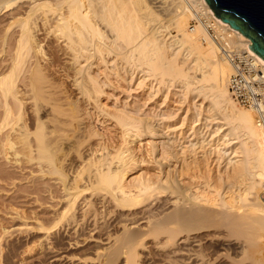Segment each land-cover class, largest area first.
Returning a JSON list of instances; mask_svg holds the SVG:
<instances>
[{"label":"bare ground","instance_id":"obj_1","mask_svg":"<svg viewBox=\"0 0 264 264\" xmlns=\"http://www.w3.org/2000/svg\"><path fill=\"white\" fill-rule=\"evenodd\" d=\"M14 24L18 30L9 34ZM0 28V132L9 129L0 146L9 145L5 149L10 151L17 145L8 126L14 119L22 121L28 87L38 98L30 101L35 117L51 106L45 119L34 120L31 132L20 120L14 123L24 130L12 128L25 139L22 148L29 154L26 160L37 161L36 172L56 177L57 187H45L50 200L58 199L57 208L51 207L54 227L48 221V228L40 225L37 214L34 220L53 250L51 261L142 264L139 249L152 239L160 252L170 251L159 264H181L182 256L187 264H264V126H258L254 110L232 100L228 81L233 69L225 54L249 52L264 69L249 39L214 16L205 0H0ZM41 32L60 41L59 51L69 63L64 75L78 88L73 102L66 93L51 98L54 83L52 92L43 94L46 87L41 93L49 66L43 63ZM31 60L32 66L23 70ZM120 80L127 85L139 80L135 89L123 91L126 100L132 99L128 93L145 87L144 81L151 82L139 91H149L141 107L134 99L116 105V94L105 93L114 92ZM175 83L180 84L181 104L192 99L199 104H185V115L174 122L180 108H164ZM162 90L167 93L160 110L149 109ZM102 96L116 100L107 106ZM62 102L71 106L70 114ZM88 107L112 121L113 134L94 126ZM207 122L213 128L204 138ZM183 127L192 133L186 137ZM54 228L58 239L52 237ZM80 230L87 236L68 247L90 242L93 258L54 249V238L61 242L62 236Z\"/></svg>","mask_w":264,"mask_h":264},{"label":"rangeland","instance_id":"obj_2","mask_svg":"<svg viewBox=\"0 0 264 264\" xmlns=\"http://www.w3.org/2000/svg\"><path fill=\"white\" fill-rule=\"evenodd\" d=\"M8 21H6L5 23H7ZM4 23V24H5ZM17 25L18 24H14V26H12L11 28H10V30H9V34L10 33H15L17 30H18V27H17ZM190 26H193L194 25V22H190V24H189ZM15 27V28H14ZM17 28V29H16ZM2 33V28H0V35H2L1 34ZM45 34V35H44ZM39 36H38V39H40V42L42 43V45L44 46V49H45V52H46V57H47V59H46V57H44L45 58V60L46 61H44L43 63H47V65L49 64V66L46 68V70H44L43 72H47V73H45L46 74V78L43 80L44 81V83L45 82H48V86L47 85H44V83L43 82H41L42 84H41V89H42V91H41V93L43 92V90H44V88H48V90L50 89V87H52V85L51 84H53V86L54 87H52V88H56L55 90L54 89H52L51 88V90L53 91V93L52 94H55L54 96H51V98H58V97H56V96H59V98L60 97H64L65 96V94L64 93H66V95H70L71 96V99H70V101L69 100H67V103H68V101H69V103L72 101L73 102V100H74V98H76L74 95H76L77 93L76 92H78V88H75L73 85H71V84H73L72 82V79H71V76H70V73L73 71L70 67H69V65H67V72L69 73V78L67 77V76H65L64 74V69L66 68V66H65V68H64V64L65 63H67V64H69L68 62H67V60L61 55V52L59 51V48H60V41H58L57 42V38L55 39V37L54 36H52V37H54V38H52L51 37V35L50 34H48L47 36H46V33H39L38 34ZM172 35H175V33L174 32H172ZM1 37V36H0ZM40 37V38H39ZM46 38V39H45ZM45 39V40H44ZM43 41V42H42ZM40 43V44H41ZM44 44H46V45H44ZM46 46V47H45ZM56 51V52H55ZM60 52V53H59ZM2 57L4 58V54H1V56H0V60L2 59ZM50 60V61H49ZM32 60L31 61H29V62H26V64H24L23 66H24V68H22L23 70L27 67L28 68V65L30 66L32 63ZM63 65V66H62ZM66 65V64H65ZM32 66V65H31ZM61 67V68H60ZM22 70V71H23ZM53 70V71H52ZM61 70V71H60ZM70 71V72H69ZM73 73V72H72ZM44 74V75H45ZM62 74V75H61ZM20 75H21V73H20ZM19 75V76H20ZM24 75H26L25 73H24ZM140 76V75H139ZM44 77V76H43ZM67 77V78H66ZM134 77V79H136V75H134L133 76ZM54 78V79H53ZM64 78V79H63ZM125 78H126V76H125ZM43 79V78H42ZM137 79H139L138 78V76H137ZM51 80V81H50ZM65 80V81H64ZM69 80V81H68ZM157 80H160V79H156V81ZM40 81H42V80H40ZM135 80H133L131 83H130V85H127V83L126 84H124L125 82H123L122 80H120L119 82H118V87H116V89L114 90V92H112V91H110L111 89H107V90H105V93H107V94H112V95H114V94H116L114 97L115 98H117L118 100H116L113 96L112 97H110V98H108V99H105V97L104 96H102V99H103V101H102V103H105V105H107V106H112L113 105V103H114V100H116V105H117V103H118V105L120 104V103H122V102H125L126 101V104L127 103H129L131 100L133 101V99L134 100H136L137 102H135V106H140V105H143L144 104V101H143V99L144 98H146V96H147V93L149 92L148 90L146 91V92H144V93H139V91L141 92V91H144L145 90V87H148V85L151 83L150 81H144L143 83L145 84L144 86L145 87H141V88H139V89H136V90H134V91H131L130 93H128L130 96H132V99H131V97L129 98V100H126L125 99V96H127V93H124L125 91V89L126 88H131L132 87V89H135V86H136V83L139 81H135ZM161 81V80H160ZM165 82V84H168V85H170L171 84V82H169L168 80H164ZM59 82V83H58ZM120 82H122V83H120ZM154 82V83H153ZM152 83H153V85L155 84V81H153ZM157 82H159V81H157ZM149 83V84H148ZM39 84H40V82H39ZM39 84H37V86L36 87H39L38 85ZM47 84V83H46ZM59 84V85H58ZM122 84H124V85H122ZM134 84V85H133ZM147 84V85H146ZM43 85H44V87H43ZM51 85V86H50ZM180 85V84H179ZM177 83H175L174 85H173V87L171 88V90L169 91V94H170V96H168L167 97V99H166V104H165V107L166 108H164L165 110L164 111H166L167 110V108H168V110H174V111H176L178 108H180V110H179V112H178V114L176 115V117L173 119V121L175 122L176 120H177V118L179 117V116H183V115H185V112L184 113H182L183 112V110H184V107H185V104H187L188 105V103L190 104L191 102L193 103H196V104H199V102H198V100L197 99H195V100H189L190 102H187V103H180L182 100L180 99V97H179V89L180 88H178V86H179ZM34 86V85H33ZM134 87V88H133ZM64 88V89H63ZM117 88H120V89H117ZM122 88V89H121ZM142 88H144V90L142 89ZM28 89V92H27V94L28 95H25L26 97H27V101L28 100H30V101H32L31 99L32 98H36L37 96H34L33 94L34 93H32V91H29V89L31 90L32 89V87L31 88H27ZM38 89H40V88H37L36 90H38ZM59 89V90H58ZM77 89V90H76ZM33 90V89H32ZM36 90H34L35 91V94L37 93L36 92ZM47 90V91H48ZM51 90H49L48 91V93H47V91H46V89L44 90L45 92H43V94L44 93H46V94H49L50 92H52ZM64 90V91H63ZM124 91V92H123ZM31 92V93H30ZM61 93L60 95H58L59 93ZM38 93H39V90H38ZM161 93H162V95H157L158 96V99H156V100H154V102L155 103H157L156 105L153 103L152 105H149L148 106V108L149 109H152V110H156L157 108V110H160V108H159V106H158V104L159 103H161L162 102V100H163V95H165V93H167L166 91H161ZM42 94V98H44V97H46V94H45V96ZM64 94V95H63ZM137 94H140L139 96V98L137 97L136 99L134 98L135 96H137ZM174 94V95H173ZM31 95L32 96H34V97H31ZM38 96H40L41 97V95H40V93L38 94ZM48 96V95H47ZM74 96V97H73ZM77 96V95H76ZM169 98V99H168ZM36 99H38V98H36ZM35 99V100H36ZM162 99V100H161ZM124 100V101H123ZM145 100V99H144ZM26 102L27 104H25V107H24V111H22L23 113H21L22 114V121L20 120V119H14V120H20L21 122V124L23 125V127H25L26 125V128H27V130H28V132H31V130L33 129V127L35 126V123H34V120L36 119V118H42V119H45V117H46V115L49 113V110L51 109L50 107H47L46 105H48L49 103H53L54 101L51 99V101H53V102H48L45 106V108H41V109H39V112L38 111H36V116L37 117H35V109H33L32 107H34V106H32L31 104H33L34 105V103H32L33 101H34V99H33V101L32 102ZM81 101H83V100H81ZM174 101V102H173ZM179 101V102H178ZM65 102V101H64ZM64 102H62V103H64ZM80 102V101H79ZM62 104V106H67V111L68 110H70L71 108V106L69 105V104ZM137 103V104H136ZM143 103V104H142ZM169 103V104H168ZM80 104V107L81 106H83L81 103H79ZM181 104V105H180ZM50 105V104H49ZM70 106V107H69ZM141 107V106H140ZM174 107V108H173ZM32 108V109H31ZM66 108V107H65ZM70 108V109H69ZM89 108V107H88ZM63 109H64V107H63ZM89 109H91V108H89ZM186 109V108H185ZM33 110V111H32ZM92 110V109H91ZM89 110L90 112H92L93 113V115H92V118H93V120H94V118L96 119V120H94V122L93 123H95L94 124V126L96 125V128H98L101 132H102V130H109L112 134L114 133V130H116V128L114 127V124H112L111 122L112 121H110V120H107L108 118H105V117H103V116H100L99 114H97V113H95L96 111L95 110ZM163 110V109H162ZM161 110V112H164V111H162ZM191 110H192V108H191ZM185 111V110H184ZM38 112V113H37ZM42 112V113H41ZM66 112V109H65V111L63 112V113H65ZM156 112V111H155ZM34 113V114H33ZM39 113H41V114H39ZM47 113V114H46ZM68 113H69V111L66 113L67 115H68ZM70 113H71V111H70ZM69 113V114H70ZM38 114V115H37ZM180 114V115H179ZM42 115V116H41ZM187 115H189V113L187 114ZM26 118H25V117ZM97 118H96V117ZM178 116V117H177ZM101 117H103V118H101ZM25 118V119H24ZM14 120H13V123H14ZM37 120V119H36ZM107 121V122H105V121ZM101 122V124H100V122ZM104 121V123H102ZM19 122V121H18ZM17 122V123H18ZM25 122V123H24ZM36 122V121H35ZM204 121H202V123H203ZM13 123H11L10 125V127L8 126V128H10V130H11V141H13L15 144H17L16 146L14 145V143L13 142H11L10 143V145H14L13 146V150H12V146L10 147V151L9 150H7V149H9V145L8 146H5V148H7V149H5V148H2V146H0V152H2V153H0V264H56L57 262L56 261H51V259H50V257H51V255L52 254H54V253H52L53 252V250H50L49 248H47V243L46 244H44L45 242L43 241V236H41V235H44V231H38L36 228V226H38L41 222H43L42 224H40V225H47V221H48V225H51L52 223V227H54L53 225H54V221L53 220H50V218H52V219H54L53 217H54V213H53V211H55L53 208H57L56 207V204H57V202L56 201H58V199H56L55 200V198L53 199V200H50L49 199V195L47 196V194H48V192L46 191V185H53V184H55L54 186L55 187H57L58 185H57V183L55 182L54 183V179H56V177H52L51 176V178H52V180H51V178H42L41 177V175L40 174H38L36 171H37V164L36 163H34V162H37V161H33V163L31 162V161H28L29 160V158H27V157H29V154H27V152L24 150L25 149V143H26V141H24V140H22V138H20L18 135H17V131H19L20 129H21V131H23L24 129H23V127H22V125L20 124V123H18V125H17V123H16V121H15V123H14V125H13ZM208 123V125L209 126H207V128H205V129H203V133H205V137L204 138H206L207 136H208V133H209V131L213 128V125L210 123L209 124V122H207ZM199 124V123H198ZM14 126H15V130H17V128H19L15 133L16 134H14V132H13V130H12V128H14ZM22 127V128H21ZM196 127H199V126H196ZM6 129H7V127H5ZM6 129H3L5 132L6 131H8L9 132V129L8 130H6ZM198 129V128H197ZM196 129V130H197ZM182 130V132H183V134L185 133L186 135V137L188 136V135H190L192 132H187L186 133V128H184L183 127V129H181ZM184 130V131H183ZM4 131H2V133L0 132V141H1V139L3 138V135L5 136V134L7 133H5ZM33 132V131H32ZM4 133V134H3ZM15 136H14V135ZM13 135V136H12ZM30 136V135H29ZM14 137H15V140H16V138H17V140H18V142L17 141H15L14 140ZM32 137H33V135H31L30 137H29V139H32ZM170 138L172 137V139L175 137V135H170L169 136ZM13 138V139H12ZM20 140H19V139ZM166 139H167V137H166ZM21 140H22V142L24 141V143H21ZM20 141V142H19ZM91 142L90 143H93V142H95L94 141V139H92V140H90ZM17 142V143H16ZM20 143V144H19ZM138 143V142H137ZM21 144H22V146H21ZM18 145H20V146H18ZM21 147V148H20ZM24 149H23V148ZM207 147H205V149H206ZM2 149V150H1ZM19 152H21V153H23V154H20V153H18V151ZM4 150H6V152L9 154V157L11 158H9L8 157V155H7V157H6V152L4 151ZM21 150V151H20ZM23 150V151H22ZM14 152H17L18 154H20V155H17V157L16 156H14L15 154H14ZM6 153V154H5ZM16 153V154H17ZM3 154H5V156L3 155ZM12 154V155H11ZM3 155V156H2ZM24 155V156H23ZM28 155V156H27ZM14 156V157H13ZM8 159V161L9 162H11L10 164H9V162L5 159ZM24 157V158H23ZM24 159V160H23ZM26 159H28V160H26ZM6 160V161H5ZM19 161V162H18ZM28 161V162H27ZM24 162V163H23ZM31 162V163H30ZM22 163V164H21ZM28 163V164H27ZM36 164V165H35ZM8 171V172H7ZM39 177H41V178H39ZM6 178V179H5ZM54 178V179H53ZM50 180V181H49ZM34 181V182H33ZM42 181V182H41ZM32 185V186H31ZM42 187V188H41ZM32 188V189H31ZM35 191V192H34ZM44 191V192H43ZM38 192V193H37ZM47 193V194H46ZM35 197V199L37 200H35L34 199V197ZM51 201V202H50ZM6 203V204H5ZM33 203V204H32ZM35 203V204H34ZM48 203V204H47ZM52 203V204H51ZM19 204V205H18ZM5 205V206H4ZM29 205V206H28ZM51 205V206H50ZM2 206H3V208H2ZM50 206V207H49ZM54 206V207H53ZM12 207V208H11ZM14 207V208H13ZM51 207H53L52 209H51ZM8 209V210H7ZM12 209V211H10ZM14 209V210H13ZM49 209V210H48ZM20 211V212H19ZM28 211V212H27ZM14 212V213H13ZM32 212V213H31ZM21 213V214H20ZM26 214V215H25ZM33 214L35 215V216H33ZM36 214L38 215L37 216V222L39 223H36L34 220H35V217H36ZM50 214H52V216L50 215ZM31 216V217H30ZM32 216L34 217V218H32ZM51 216V217H50ZM10 218V219H9ZM27 218V219H26ZM23 219V220H22ZM14 220V221H13ZM39 220V221H38ZM51 221H53V222H51ZM22 222V223H21ZM50 222V223H49ZM4 223H5V225H4ZM33 223H35L34 225H33ZM45 223V224H44ZM9 224V225H8ZM26 224V225H25ZM38 224V225H37ZM19 225V226H18ZM45 226V227H49V226ZM21 226H23V227H21ZM33 226V228L31 229V227ZM34 226L36 227V228H34ZM43 226V227H44ZM28 227V228H27ZM52 227H50V228H52ZM38 228H39V226H38ZM42 228V227H41ZM40 228V229H41ZM46 228V229H47ZM25 229V230H24ZM28 229H29V231H28ZM44 229V228H43ZM42 229V230H43ZM56 228H54L53 230H52V233H55V234H53L52 235V237H55L56 239H58V236L59 235H56V233H57V230H55ZM20 230V231H19ZM54 230L56 231V232H54ZM46 231V230H45ZM85 230H83V231H79V233L77 232L76 234H74V233H72L71 231V233H69V235H67V236H62V239H61V242H56V239L54 238L53 239V243H52V245L54 246V249L55 250H57L59 247H60V249H59V252H61V251H64V252H67L68 253V255H70L71 257H73V255L74 254H76V256L74 255V258L75 257H77V255L79 256V258H85V257H88V258H90L91 256H93V252H92V250L91 249H88L87 250V246H89V245H92L90 242H88L86 245H83V246H81L80 248L79 247H77V248H70V247H68V243H72L74 240H76V239H78V237H79V239H82L81 237H85V236H87L86 235V233L85 232H87V231H85ZM20 232V233H19ZM85 234V235H82V234ZM78 234V235H77ZM75 235H76V237H75ZM4 236V237H3ZM74 238H73V237ZM40 237V238H39ZM42 238V239H41ZM71 240V241H70ZM73 240V241H72ZM152 239H148V240H144V242H143V246H144V248H140L139 249V255H140V258H141V262H142V264H159V262L161 261L162 262V260H165V259H163L164 258V256L166 255V254H168V252L170 253V251L167 249V250H165L164 252H160L159 251V249H157L151 242ZM42 241V242H41ZM63 241V242H62ZM34 242V243H33ZM35 242H36V244H35ZM67 243V244H66ZM41 245V246H40ZM47 245V246H46ZM37 246V247H36ZM45 246H46V248H45ZM147 247V249H146V247ZM32 247V248H31ZM43 247V248H42ZM58 247V248H57ZM85 247H86V249H85ZM57 248V249H56ZM68 248V249H67ZM70 248V249H69ZM84 248V249H83ZM90 248H93V247H91L90 246ZM64 249V250H63ZM81 249H83V250H81ZM6 250V251H5ZM47 250H50V251H48L47 252ZM52 251V252H51ZM87 251H88V253H87ZM168 251V252H167ZM85 252V253H84ZM71 253H73V254H71ZM79 253V254H78ZM92 253V254H91ZM84 254V255H83ZM155 254V255H154ZM86 255V256H85ZM158 255V256H157ZM164 255V256H163ZM39 256V257H38ZM181 257V256H180ZM183 257V258H182ZM181 258H182V261H181V264H187V261H185V260H183V259H185L184 258V256H182ZM87 258V260H89ZM91 258H93V257H91ZM179 258V257H178ZM180 258V259H181ZM161 259V260H160ZM90 261V260H89ZM42 262V263H41ZM184 262H186V263H184ZM163 263V262H162ZM161 264V263H160Z\"/></svg>","mask_w":264,"mask_h":264},{"label":"built area","instance_id":"obj_3","mask_svg":"<svg viewBox=\"0 0 264 264\" xmlns=\"http://www.w3.org/2000/svg\"><path fill=\"white\" fill-rule=\"evenodd\" d=\"M225 54L233 69L228 81L232 100L254 110L258 126H264L263 66L249 52L230 50Z\"/></svg>","mask_w":264,"mask_h":264},{"label":"water","instance_id":"obj_4","mask_svg":"<svg viewBox=\"0 0 264 264\" xmlns=\"http://www.w3.org/2000/svg\"><path fill=\"white\" fill-rule=\"evenodd\" d=\"M205 1L214 16L249 39V49L264 60V0Z\"/></svg>","mask_w":264,"mask_h":264}]
</instances>
